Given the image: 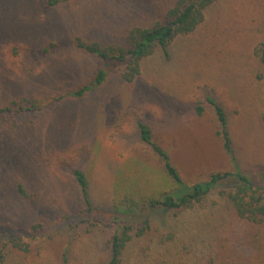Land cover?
<instances>
[{"label":"rangeland","instance_id":"rangeland-1","mask_svg":"<svg viewBox=\"0 0 264 264\" xmlns=\"http://www.w3.org/2000/svg\"><path fill=\"white\" fill-rule=\"evenodd\" d=\"M49 1L59 0H0V108L19 99L39 107L0 116V244L18 238L20 245L8 246L5 264H60L73 234L69 264H104L102 226L84 213L74 169L85 175L105 216L136 214L143 201L177 187L139 141L138 119L151 127L186 185L233 171L207 97L227 115L238 166L264 186V70L253 54L263 39L264 0L212 5L192 34L172 43L169 60L157 47L132 82L116 66L80 97L68 93L88 84L102 61L76 49L74 40L127 47L131 29L151 27L176 0ZM218 191L204 209L183 215L195 222L189 234L198 238L188 264L212 258L215 264H264V224L239 220ZM33 225L41 227L30 234ZM140 246L129 252L131 263L138 264ZM146 258L142 264L159 260Z\"/></svg>","mask_w":264,"mask_h":264},{"label":"trees","instance_id":"trees-1","mask_svg":"<svg viewBox=\"0 0 264 264\" xmlns=\"http://www.w3.org/2000/svg\"><path fill=\"white\" fill-rule=\"evenodd\" d=\"M64 1L67 0L49 1V5ZM221 1L223 0H176L175 4L164 13L162 19L151 27L131 29L128 33L127 47H101L98 43H87L76 38L75 48L99 58L102 61V67L98 69L88 84L69 92L68 95L80 97L92 86L102 84L108 71L116 66L123 67L120 73L122 79L129 83L132 82L140 74L141 61L152 55L157 47L160 48L164 59L169 60L172 43L180 37L192 34L203 23L207 9ZM253 54L264 70V33L263 39L254 47ZM60 99L62 98H58ZM206 100L213 107L218 123L216 135L221 141L223 152L227 154L234 167L233 171L217 172L211 174L203 182L186 185L177 169L171 164L167 152L160 143L155 141L151 127L139 119L135 121V132L138 139L160 159L165 173L177 185L174 190L164 192L156 199L143 201L137 207L136 214H123L115 210L105 216L93 204L83 172L80 169L72 171V178L84 204V213L97 218L96 222L102 226L101 234L105 237L106 249L104 264H134L131 263L130 253L133 255L132 251L141 243L142 247L140 246L135 253L138 264H142L148 256L159 258L151 264L158 261L162 264H188L191 261L189 252L197 245L198 238L189 234L195 222L183 215L197 206L204 209L203 204L217 188L219 191L216 196L223 200L224 206L230 209L239 220L251 225L264 224V186L254 185L252 179L240 169L232 147L233 139L227 115L212 98L207 97ZM37 110L39 107L33 105L32 100L19 99L0 108V116ZM195 112L197 115L202 114L200 105L195 107ZM17 190L20 195L26 196L22 186L18 185ZM83 222L88 223V220L85 219ZM93 222L96 224L95 221ZM87 225L91 226V224ZM40 227L41 225H33L28 233L33 234ZM150 233L157 234L148 235ZM74 238L75 234L67 237L60 255V264H69L72 256L71 243ZM17 239H8L6 243L0 244V264H5L9 245L13 248H20ZM23 247L21 250H28L27 244H23ZM182 249L183 253H181ZM161 250L163 252H160ZM147 260L150 262V259ZM205 262L215 264L213 258L209 261L206 259Z\"/></svg>","mask_w":264,"mask_h":264}]
</instances>
